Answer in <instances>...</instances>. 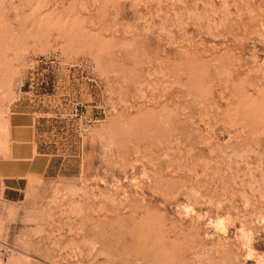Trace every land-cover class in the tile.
<instances>
[{"label":"rangeland","instance_id":"1","mask_svg":"<svg viewBox=\"0 0 264 264\" xmlns=\"http://www.w3.org/2000/svg\"><path fill=\"white\" fill-rule=\"evenodd\" d=\"M9 162L0 264H264V0H0Z\"/></svg>","mask_w":264,"mask_h":264},{"label":"crops","instance_id":"2","mask_svg":"<svg viewBox=\"0 0 264 264\" xmlns=\"http://www.w3.org/2000/svg\"><path fill=\"white\" fill-rule=\"evenodd\" d=\"M12 159H15L12 157ZM9 166L5 174H0L2 178V183L4 184L3 196L8 202L19 203L25 200L27 192L30 188L24 186L25 179H27V170L25 166L21 170H15Z\"/></svg>","mask_w":264,"mask_h":264}]
</instances>
